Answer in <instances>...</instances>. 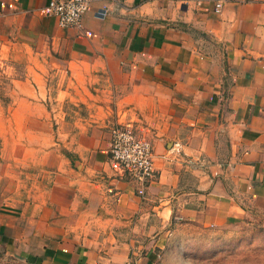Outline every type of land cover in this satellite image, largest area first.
<instances>
[{"label":"crops","instance_id":"crops-1","mask_svg":"<svg viewBox=\"0 0 264 264\" xmlns=\"http://www.w3.org/2000/svg\"><path fill=\"white\" fill-rule=\"evenodd\" d=\"M48 1L0 0V264H157L178 226L264 212V0H98L80 28Z\"/></svg>","mask_w":264,"mask_h":264},{"label":"rangeland","instance_id":"rangeland-1","mask_svg":"<svg viewBox=\"0 0 264 264\" xmlns=\"http://www.w3.org/2000/svg\"><path fill=\"white\" fill-rule=\"evenodd\" d=\"M157 264H264V212L218 229L178 226Z\"/></svg>","mask_w":264,"mask_h":264},{"label":"built area","instance_id":"built-area-1","mask_svg":"<svg viewBox=\"0 0 264 264\" xmlns=\"http://www.w3.org/2000/svg\"><path fill=\"white\" fill-rule=\"evenodd\" d=\"M98 0H49L46 13L56 18L61 28H80L82 17L91 4ZM221 3L216 4V11ZM108 9L103 7L96 17L104 18ZM109 153L112 162L132 179L141 184L153 177V154L148 140L137 137L129 128H117L112 131ZM141 195L142 189L138 191Z\"/></svg>","mask_w":264,"mask_h":264}]
</instances>
